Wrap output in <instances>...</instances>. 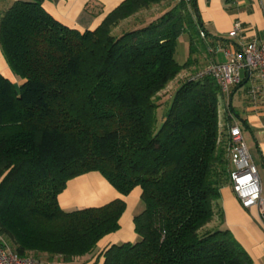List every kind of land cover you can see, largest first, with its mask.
<instances>
[{
    "label": "trees",
    "instance_id": "trees-1",
    "mask_svg": "<svg viewBox=\"0 0 264 264\" xmlns=\"http://www.w3.org/2000/svg\"><path fill=\"white\" fill-rule=\"evenodd\" d=\"M165 3L159 16L114 35ZM182 34L190 54L178 65ZM209 39L194 0H124L84 32L60 24L40 0L0 13L2 54L24 81L16 87L0 75V235L12 251L71 264L118 231L120 199L73 211L58 205L69 180L97 172L121 196L139 188L144 205L133 220L138 240L111 245L102 264H251L218 206L231 168L219 87L194 80L200 69L160 117L155 101Z\"/></svg>",
    "mask_w": 264,
    "mask_h": 264
},
{
    "label": "crops",
    "instance_id": "crops-1",
    "mask_svg": "<svg viewBox=\"0 0 264 264\" xmlns=\"http://www.w3.org/2000/svg\"><path fill=\"white\" fill-rule=\"evenodd\" d=\"M17 1L32 0H0V13ZM40 1L42 8L60 24L71 30L84 32L94 30L104 17L124 0ZM194 6L210 38L204 51H199L195 57V68L201 65V62L204 65L211 60L219 63L216 60L217 54L210 55V51L218 48L229 49L235 44V41L228 38V34L236 24L240 25L241 35L245 41H264V0H194ZM146 20L149 21L151 18L148 17ZM0 75L16 87L24 83L8 66L1 48ZM243 77L245 80V75ZM245 85H247L245 96L239 97L234 104L233 95L237 89L233 88L228 103L235 112V120L241 129L250 158L257 169L261 196L264 199V112L251 107L247 98L249 83L246 82ZM116 199L125 203L124 212L119 219L118 231L102 238L94 253L71 264H102L100 255L111 245L135 243L138 238L134 232L133 220L142 213L144 205L139 188L133 189L127 196H121L97 172L86 173L66 183L65 189L58 196V205L64 211L98 208ZM218 206L222 210L225 227L250 257L251 264H264V227L260 222L257 208H242L234 197L229 183L219 190ZM6 243L11 249L10 243L7 241ZM38 262L39 264H64L56 259L51 261L48 258L38 259Z\"/></svg>",
    "mask_w": 264,
    "mask_h": 264
},
{
    "label": "built area",
    "instance_id": "built-area-1",
    "mask_svg": "<svg viewBox=\"0 0 264 264\" xmlns=\"http://www.w3.org/2000/svg\"><path fill=\"white\" fill-rule=\"evenodd\" d=\"M199 36L201 39L205 38L202 31H199ZM228 38L235 41L231 48L210 51V55L222 52L227 62L217 63L211 60L194 76V80L205 77L213 79L220 89L221 99L228 103L231 90L244 80L242 74L245 77L248 74L249 104L253 109L264 112V41H245L239 24L234 25ZM229 117L231 121L227 133L231 168L228 183L242 208H257L260 222L264 227V199L261 196L257 169L250 158L238 123L232 114ZM0 264H39V262L31 257L18 256L0 235Z\"/></svg>",
    "mask_w": 264,
    "mask_h": 264
},
{
    "label": "rangeland",
    "instance_id": "rangeland-1",
    "mask_svg": "<svg viewBox=\"0 0 264 264\" xmlns=\"http://www.w3.org/2000/svg\"><path fill=\"white\" fill-rule=\"evenodd\" d=\"M169 6L167 3L162 4L160 6H153L150 10L143 12V14H140L135 20H130L126 22L125 24H122L119 29L115 30L113 33L115 36H118L122 31L127 30L133 26V24L137 23L141 19H148L150 17L151 19L155 16H159L166 8ZM201 39V38H200ZM219 53V52H218ZM216 53L217 58L216 60L219 63H225L227 61V58L222 53ZM190 54V46H189V37L187 34H182L178 37L176 40V46H175V53H174V61L178 65H183L186 63L189 59ZM208 64V63H207ZM206 64V65H207ZM206 65L202 64L198 67H192L189 70L183 71L178 75L172 82H170L162 91H160L157 94V97L155 99L156 103L161 106L159 112V117L163 113V110H165L167 107H169L171 99L175 92L178 90L180 85L188 80L190 77H192L198 70L203 69ZM243 77V74H242ZM247 90V85H243L239 87L236 92L234 93L233 97V103L235 104V101L239 97L245 96V92ZM221 96H218V120L221 126L224 124H227L229 122V103L223 101L220 99ZM9 244V243H8ZM27 257L34 258L38 261V259L47 258L45 254L42 253H35V252H29L27 254Z\"/></svg>",
    "mask_w": 264,
    "mask_h": 264
},
{
    "label": "water",
    "instance_id": "water-1",
    "mask_svg": "<svg viewBox=\"0 0 264 264\" xmlns=\"http://www.w3.org/2000/svg\"><path fill=\"white\" fill-rule=\"evenodd\" d=\"M247 80H248V74L246 75L245 80L242 82V85L246 84ZM242 85H241V86H242Z\"/></svg>",
    "mask_w": 264,
    "mask_h": 264
}]
</instances>
